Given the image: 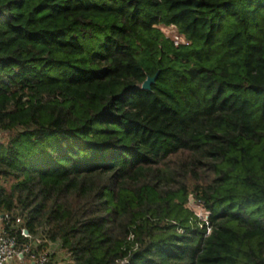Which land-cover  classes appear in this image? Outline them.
<instances>
[{"label":"trees","instance_id":"16d2710c","mask_svg":"<svg viewBox=\"0 0 264 264\" xmlns=\"http://www.w3.org/2000/svg\"><path fill=\"white\" fill-rule=\"evenodd\" d=\"M0 130L50 264H264V0H0Z\"/></svg>","mask_w":264,"mask_h":264},{"label":"built area","instance_id":"2783aa9c","mask_svg":"<svg viewBox=\"0 0 264 264\" xmlns=\"http://www.w3.org/2000/svg\"><path fill=\"white\" fill-rule=\"evenodd\" d=\"M174 27V25H170ZM174 39L176 43L185 42L183 37L174 33ZM3 134L8 135L6 131L0 130V140H5ZM202 207V214L196 212V214L203 218L208 219L209 211L206 210L203 203L197 201ZM10 220V219H9ZM22 218L17 217L14 220L9 221V228L3 227L0 231V264H50L49 248H44L43 243H51L47 236V228H41V231L37 235L31 234L24 226H20ZM20 227V235L25 240L22 244H19V238L16 233L12 231L13 228Z\"/></svg>","mask_w":264,"mask_h":264},{"label":"rangeland","instance_id":"374dc122","mask_svg":"<svg viewBox=\"0 0 264 264\" xmlns=\"http://www.w3.org/2000/svg\"><path fill=\"white\" fill-rule=\"evenodd\" d=\"M161 30L166 36L170 37L172 40L174 39V37H173L174 33L179 35V32L174 27L161 26ZM182 39H184V38H182ZM174 41H175V39H174ZM175 43H176V41H175ZM3 136L5 138L8 135L3 134ZM0 182H2V180H0ZM187 206L190 207L192 210L198 212L199 214H202V212H203L201 205H199V203H197V200H196V198L193 195H191V197H190V199H189V201L187 203ZM47 247L51 251V254L55 253V255H56L54 257L55 261H62L63 259L68 258L67 254L61 249L59 243L57 244V243H54V242L51 241V243H48Z\"/></svg>","mask_w":264,"mask_h":264},{"label":"water","instance_id":"95a60500","mask_svg":"<svg viewBox=\"0 0 264 264\" xmlns=\"http://www.w3.org/2000/svg\"><path fill=\"white\" fill-rule=\"evenodd\" d=\"M159 72L155 75V76H148V78L144 81L142 87L144 89H150L151 88V84L153 82H155L157 76H158Z\"/></svg>","mask_w":264,"mask_h":264},{"label":"crops","instance_id":"0c3cea01","mask_svg":"<svg viewBox=\"0 0 264 264\" xmlns=\"http://www.w3.org/2000/svg\"><path fill=\"white\" fill-rule=\"evenodd\" d=\"M2 228H3V222L0 219V231H1Z\"/></svg>","mask_w":264,"mask_h":264}]
</instances>
